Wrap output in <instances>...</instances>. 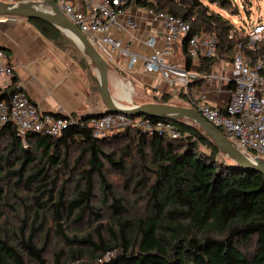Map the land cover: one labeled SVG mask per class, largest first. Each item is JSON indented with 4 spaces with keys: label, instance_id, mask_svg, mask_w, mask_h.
Wrapping results in <instances>:
<instances>
[{
    "label": "trees",
    "instance_id": "obj_1",
    "mask_svg": "<svg viewBox=\"0 0 264 264\" xmlns=\"http://www.w3.org/2000/svg\"><path fill=\"white\" fill-rule=\"evenodd\" d=\"M129 4L181 17L190 24V35H215L216 54L201 58V73H208L219 59L232 60L239 43L252 65L264 60L263 49H249L247 36L235 38L230 20L210 11L203 0H130L124 8ZM28 20L47 39L68 40L55 24ZM186 42L183 57L190 68ZM12 82L0 90V101L15 91L17 79ZM196 82L179 97L193 102L191 89ZM156 96L164 103L172 98L170 92ZM71 116L78 122L60 136L30 133L24 140L14 124L0 125V264H49L45 253L51 230L75 244L70 251L78 264H264V174L243 170L227 159L196 124L159 118L178 126L180 139L148 135L133 126L96 137L90 122L107 116L103 111ZM114 142L124 144L105 148ZM134 148L139 156L135 176L127 163ZM107 164L123 175L125 191L145 202L142 213L130 212L128 196L115 191L107 178ZM96 177L112 222L71 236L70 222H81L88 214L101 216L92 202ZM12 197L17 213H24L20 224L9 227L4 207ZM45 227L46 241L39 246V233ZM108 253L113 254L106 259ZM64 254V250L56 252L53 264H67Z\"/></svg>",
    "mask_w": 264,
    "mask_h": 264
},
{
    "label": "built area",
    "instance_id": "obj_2",
    "mask_svg": "<svg viewBox=\"0 0 264 264\" xmlns=\"http://www.w3.org/2000/svg\"><path fill=\"white\" fill-rule=\"evenodd\" d=\"M130 0H56L65 15L89 39L98 52L110 64L115 60V53L129 58L128 68L135 69L137 62H142L145 71L150 74L160 73L168 88L174 84L187 87L191 82L212 78L208 73L188 68L185 61L173 58V44L186 40L187 48L194 59L212 57L216 54L218 39L213 34H191L190 24L171 13L156 12L147 9L156 20L160 21L164 31V45L159 46L157 38L146 37L144 43L150 52L138 54L131 50L130 42L118 38L115 32L127 28H136L137 20L128 17L124 21L120 16L124 5ZM264 32V24L257 23L249 31L251 50ZM232 59L231 95L225 107L212 106L193 96V102L185 100L194 107L207 121L212 123L228 137L234 146L254 162V156L264 161V60L252 65V60L242 51V44H237ZM12 67L6 62V52L0 46V90L8 88L12 82ZM5 80V85L1 81ZM15 91L9 93L7 100L0 101V125L12 123L18 134L25 140L30 133H44L60 136L63 131L78 119L71 115L57 116L55 113L42 111L30 98L20 83L15 84ZM169 92V91H168ZM90 125L94 135L102 137L120 132L126 126H133L148 135H165L180 139L182 133L173 122L164 119H152L147 116L130 117L123 114H108L92 118Z\"/></svg>",
    "mask_w": 264,
    "mask_h": 264
},
{
    "label": "crops",
    "instance_id": "obj_3",
    "mask_svg": "<svg viewBox=\"0 0 264 264\" xmlns=\"http://www.w3.org/2000/svg\"><path fill=\"white\" fill-rule=\"evenodd\" d=\"M0 1L32 4L34 7L52 11V7L45 3V0ZM128 17L137 20L138 26L115 34L118 38L129 41L133 52L149 53L151 49L144 43V39L149 36L157 38L160 47L164 45L162 24L148 13L146 8L129 4L124 8L120 19L124 21ZM56 27L68 40L56 43L47 39L28 18L15 14H0V46L6 52V62L13 69L12 80L15 77L44 112L66 116L74 114L77 117L94 114L92 110L101 108V102L97 105L91 101V80L84 75L79 62L69 52L72 48L83 50L70 32L57 25ZM182 47L183 40L175 42L171 56L184 60ZM231 61L217 60L208 71L213 77L202 79L203 81L192 86L193 96L212 106L225 107L232 88ZM110 64L137 82L150 86L155 95L171 90L167 88L160 73H147L141 61L131 70L128 68L129 58L121 57L116 52L115 60ZM200 66L201 60L194 59L190 68L199 71ZM1 83L5 85L6 81L2 80ZM5 89L6 87H3V90Z\"/></svg>",
    "mask_w": 264,
    "mask_h": 264
},
{
    "label": "rangeland",
    "instance_id": "obj_4",
    "mask_svg": "<svg viewBox=\"0 0 264 264\" xmlns=\"http://www.w3.org/2000/svg\"><path fill=\"white\" fill-rule=\"evenodd\" d=\"M203 2L209 8L210 11L220 12L225 18L230 20L231 24L233 25L231 33L234 34L235 38L237 39H244V37L246 36L249 37V31L255 26V24H264V0H203ZM254 46V50H264V32L259 36V39L256 41ZM69 52L73 56V58L77 62H79L81 69L84 71V75L91 80V101H94V103H96L97 105L101 102V108L94 109L92 110V112L96 113L105 111L107 109V106L101 101L102 99L98 88L99 72L96 65L83 51L72 48V50H69ZM173 56L175 57L174 54ZM108 71L109 89L112 97L118 103L125 105H133L154 101L155 92H153L150 86H145L143 83L137 82L132 77H129L128 75L124 74L116 67L111 66V64H109ZM169 92L172 94V98L170 101L171 103L187 105L186 101L179 97L180 92L187 93V87L183 86L180 83H176L173 85V87H171V90H169ZM179 120L198 125L194 120L187 117H182ZM180 142H183V140H181ZM122 144H124V142H114L107 145L105 148L107 150H112L120 148ZM130 150V155L127 157V163L128 167L131 168L130 173L135 176L137 174V166L139 165V156L136 154V148ZM75 153L76 151H74L73 154ZM73 156L75 158V155ZM226 158L231 160L227 155ZM105 172L109 182L113 184L115 191L122 192L128 196L127 201L128 206L130 208V212L134 214L142 213L144 211L145 202L140 198H136V196L131 191H125V178L123 177V175L108 164ZM69 186L72 187V184H69ZM103 200L104 196L100 189L99 180L96 177L95 196L92 202L96 206V212L100 213L101 216L95 217L93 215L88 214L81 222H70L68 232L71 236L74 234L81 236L87 234L88 232H92L94 227H96L101 222L106 223L108 225L111 224L112 213L108 207V204H103ZM14 201L15 198L12 197L9 201L10 205L4 207V210L6 211L5 215L7 217L5 225L9 227H13L14 224H20V219L24 213V211H20L17 213L16 208L18 207V205H15ZM110 201L111 199H109L108 202ZM23 207L24 206H21V208ZM46 236L47 227H45L39 233V237L37 240L39 246H42L45 243ZM73 246H75V244H70L66 242L64 238L56 235L54 231L51 230L49 235V242L45 253V257L48 263L53 264L55 260V253L60 250H64L65 254L62 257L64 263L78 264L79 261L75 259L74 255H72L70 251ZM82 246L85 247V245ZM112 254L113 253H108L105 258L108 259ZM87 258L88 257H86L85 260H87Z\"/></svg>",
    "mask_w": 264,
    "mask_h": 264
},
{
    "label": "water",
    "instance_id": "obj_5",
    "mask_svg": "<svg viewBox=\"0 0 264 264\" xmlns=\"http://www.w3.org/2000/svg\"><path fill=\"white\" fill-rule=\"evenodd\" d=\"M52 7V11H46L32 4H18L0 1V14H15L26 18H39L53 23L63 30L70 32L79 43L83 52L96 65L99 72V93L107 109L103 114H123L130 117H155L170 120H179L187 117L194 120L203 131L215 142L221 152L237 163L243 170H254L264 174V161L254 156L256 162L240 152L228 137L216 126L207 121L194 107L175 103H164L157 96L154 101L122 106L115 101L109 89V63L98 52L86 35L65 15L56 0H45ZM90 115V114H89Z\"/></svg>",
    "mask_w": 264,
    "mask_h": 264
},
{
    "label": "bare ground",
    "instance_id": "obj_6",
    "mask_svg": "<svg viewBox=\"0 0 264 264\" xmlns=\"http://www.w3.org/2000/svg\"><path fill=\"white\" fill-rule=\"evenodd\" d=\"M121 104V103H120ZM122 106H128V105H125V104H121Z\"/></svg>",
    "mask_w": 264,
    "mask_h": 264
}]
</instances>
